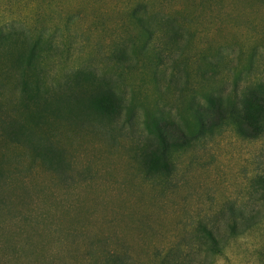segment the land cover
Returning <instances> with one entry per match:
<instances>
[{"label": "rangeland", "instance_id": "374dc122", "mask_svg": "<svg viewBox=\"0 0 264 264\" xmlns=\"http://www.w3.org/2000/svg\"><path fill=\"white\" fill-rule=\"evenodd\" d=\"M0 29V264H264L263 118L142 162L151 122L264 91V0H0Z\"/></svg>", "mask_w": 264, "mask_h": 264}, {"label": "trees", "instance_id": "16d2710c", "mask_svg": "<svg viewBox=\"0 0 264 264\" xmlns=\"http://www.w3.org/2000/svg\"><path fill=\"white\" fill-rule=\"evenodd\" d=\"M18 31L16 29H12ZM9 29H0V43L7 39L11 34L8 33ZM34 45L31 44L27 47L22 54H19L18 59L13 63L14 65H22L24 72H31L33 69V59L35 57L36 50ZM34 70V69H33ZM40 74L36 72L32 81H22L21 82V93L24 96L25 103H32L34 99L35 92L30 88L31 84L38 85ZM28 86L30 94L26 93L23 90V87ZM101 92H94L90 94L89 97L84 101L83 105L88 108V110H93L94 103L97 100V95ZM27 104V103H26ZM37 108V107H36ZM192 116L197 124V134L187 135L183 133L178 125L174 122H170L164 125V127H159V124L150 123L149 127L153 131L154 136L156 137V143L151 144L146 153L143 155L142 162L148 170H158L162 166H165L166 152L172 146H185L190 141L195 140L196 135H204L207 132H211L213 128L219 125L226 117L236 116L243 130L251 132L253 130V135H256L262 132L260 122L258 123L257 119L264 120V91L261 92L259 89L251 91L249 93H242L239 96H235L232 101H228L227 105L224 106L218 95H212L205 99V104L200 105L192 109ZM263 116V117H262ZM42 154V158L45 157L50 160L55 157V153L51 151H37ZM38 153V154H39ZM49 154V155H48ZM57 164V161L55 162ZM232 211V210H231ZM233 212V211H232ZM236 217V214H233V219ZM230 221V228L234 229L235 220ZM207 236L210 238V247L213 248L216 246V243L213 240V231L206 230Z\"/></svg>", "mask_w": 264, "mask_h": 264}]
</instances>
